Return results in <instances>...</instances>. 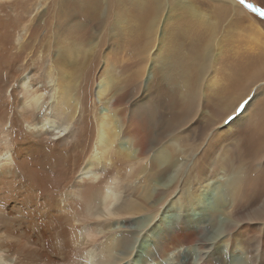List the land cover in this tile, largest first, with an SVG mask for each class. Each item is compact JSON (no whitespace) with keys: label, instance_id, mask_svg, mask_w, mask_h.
Returning <instances> with one entry per match:
<instances>
[{"label":"bare ground","instance_id":"obj_1","mask_svg":"<svg viewBox=\"0 0 264 264\" xmlns=\"http://www.w3.org/2000/svg\"><path fill=\"white\" fill-rule=\"evenodd\" d=\"M127 1L122 0L123 8L119 7L116 13L121 19H126V14H133L136 20L141 16H151L154 20L164 8L161 0H150V5L145 10L140 4L131 5ZM19 2L0 0L3 11V13L0 11V54L9 53L3 57L12 59L8 60L12 61L11 70L7 71L8 68L5 72L0 70V83L12 86L10 93L7 92L8 89L5 93L0 88V151L6 150L7 153L6 158L0 159V264H95L92 250L100 242L101 252H110V256L107 255L110 259L105 261L102 258L105 262L101 260L99 264H150L153 259L168 252L171 247L177 253L176 264H264V210H261L264 200L257 202L258 205L255 204L253 209L251 208L253 199L241 201V189L245 180L243 169L232 165L225 167L228 176L225 178L218 176L221 179L215 181L219 168L216 165V158L213 159L211 155L206 162L209 167H204V163L189 174L184 184L177 181V174L185 170L193 154L183 152L186 157L182 160L175 159L170 165H165L161 161L166 154L172 153V150L177 151L171 143L181 142L183 137L181 124H170L168 128L169 120L166 121L167 129H154L152 135L144 134L127 124L126 114L123 113L122 123L102 117L98 132L95 134L92 128L93 121L86 116L85 110L89 86L82 89L86 95L85 101H76L72 97L71 92L75 88L72 83L73 69L77 72L74 58L68 59L65 55V58L61 56L55 60L62 67L71 69L66 73L69 83L66 82V86L60 90L62 96L55 104L56 97L52 96V101L46 102L38 109L44 88L39 86L20 89L25 93L21 102L24 106L23 112L31 121L28 131L18 136L19 133L14 130L13 107L18 101L16 92L21 83L19 78L27 70L29 62L26 49H35L34 42L37 40L30 36L25 45L21 44L20 48H16L13 44V49L11 51L9 49L11 46L9 35L24 24L31 7V2H27L24 7L20 3L22 10L14 15L8 7L14 3L19 6ZM232 2L235 3V0ZM114 3L112 2L113 6ZM217 10L221 21L226 12L224 9ZM71 15L73 12L63 11L59 18L66 20ZM35 16L36 21L41 17ZM153 20L150 24L147 20L146 33L155 30L152 26ZM219 25L220 22H217L212 30L209 29L211 33H215ZM37 27L38 25L34 30H38ZM231 27L230 24V31L233 29ZM230 34L235 36L231 32ZM215 37L210 36L206 42L207 40L200 36L198 47L193 45L189 48L186 45L188 49L186 61L176 58L178 65L184 66L198 59V64H195V71L199 75L196 87L185 83L184 89L178 94L176 88H172L169 93L166 88L161 87L162 90H166L171 103L177 104L182 113L187 108L188 112L191 111V105L196 103L203 108L214 107L221 113L227 111L228 106L236 104L227 98L229 86L224 89L208 86L205 90L208 95L204 96L203 93L207 85L203 86L204 76H207L210 66L206 60L200 61L203 52L200 53V50L205 44L208 49L212 48L216 42ZM258 41L264 44V40L259 38ZM249 47L248 50L242 51V56L232 62L235 73L231 88L243 87L240 96L236 98L238 102L246 96L248 97L244 100L251 96L253 98L237 117L231 115L233 108L227 111L221 125L224 131L230 130L247 114L249 115L248 110H251L252 103H255L254 101L264 91L262 88L264 82H261L259 77L260 72L264 77V50L259 46L260 50L255 52L253 47ZM251 68H255L256 72L250 71ZM145 70L143 67L133 76L136 83L144 84ZM59 81L63 83V80ZM114 98L118 104V99ZM222 102L225 103L224 107L221 106ZM144 103H151L150 98ZM140 104L137 103L133 107L144 108ZM65 108L70 110L66 116ZM74 108L77 113L80 110L82 114L78 119L79 129L70 128L64 131L58 127L59 130L54 131L47 127L50 113H53L51 117H55L58 122L61 118L64 120L69 116L72 119L71 112ZM261 108H264V99L259 102L253 114L257 130H260L264 138V109ZM132 110L133 108L130 112ZM148 110L153 117L154 106L151 105ZM148 110L144 114L148 113ZM230 115L233 119L228 121ZM214 131L213 129L212 133ZM223 163L224 159L219 164L227 166ZM26 164L35 175L37 173L45 179L47 184L44 187L58 190V185H63L62 188L68 189L58 200L41 195L34 175L28 176L25 173ZM93 168L102 173L93 172ZM55 174L58 182L54 184L51 181ZM11 184L12 188L9 187ZM121 192L122 200L116 203ZM9 197L12 198L11 203ZM174 204H178V212L171 220L162 223L157 219L162 210L169 209ZM140 213H143L142 216L137 215ZM115 223L117 233L114 232L116 234L111 237L109 243H105L102 238L115 228ZM142 233L146 235L141 248L139 240ZM189 245L197 247V258L191 257V250L187 249ZM136 256L139 258L138 261L135 260ZM141 260L144 263H140Z\"/></svg>","mask_w":264,"mask_h":264},{"label":"rangeland","instance_id":"obj_2","mask_svg":"<svg viewBox=\"0 0 264 264\" xmlns=\"http://www.w3.org/2000/svg\"><path fill=\"white\" fill-rule=\"evenodd\" d=\"M17 1H20L19 6L14 3L16 7L14 4L8 7L14 15L22 10L20 3L24 7L27 2H31V7L25 20L26 23H22L23 25L21 24L15 32L9 35L11 37L10 51L13 49V44H15L16 48H20L21 44L25 45V42L30 36H32V39H37L34 42L35 49H26V54H28L29 59L27 70L19 78L21 83L17 81L20 83L19 87L17 86L18 90L16 92L19 102L17 101L13 107V124L15 127L14 130L17 134L19 133L18 136L28 131L31 121L28 115L23 112L24 106L21 102L25 97V93L22 90L24 87L32 89V87L40 86V88H44L42 90L43 97L38 109L46 102L52 101V96L56 97L54 99L55 104L56 100H59L62 96L60 90L69 83L68 74L66 73L71 71L70 67L64 68L55 60L61 56L65 58L66 55V58H74L77 63V72L73 69L75 82L73 80L72 83L75 90L73 89L74 91L72 90L71 92L72 97L76 101H85L86 95L82 92V89L87 85L89 86L90 92L88 94V101L85 104V110L86 116L93 121L92 128L95 134L98 132L99 122L102 117H105L107 120L113 119L114 122L122 123L123 113L126 114V123L144 134L152 135L154 129L166 128V121L168 120L170 121L168 128L170 124L180 123V127L183 130L182 141L174 142V144L171 143L172 146L177 148V151L172 150V153L166 154L161 159L165 165H170L175 159H184L186 155L183 152L193 154L188 161L189 167L187 166L185 170L177 174V181L184 184L189 174L195 172L204 163V167H209L206 162L213 155V159L216 158V165L219 168V173L215 181L220 180L221 178L219 177L225 178L228 176L225 167L231 165L240 166L245 173V180L241 189V201L247 202V200L253 199L251 201V208L253 209L257 202L259 203L261 200H264V138L260 130H257L253 117L259 102L264 99V91L254 101L255 103H252L254 107L252 105L251 110H248L249 115L247 114L239 124H236L228 131L221 129L223 128L221 125L230 108H233L231 115L235 118L245 109L249 100L253 98L251 96L244 100L248 97L246 96L243 99L244 101L241 100L243 101V105L241 101L238 102L236 99L240 96L243 87L237 89L234 87L231 88L235 73L232 62L237 60L239 56H242V51L248 50L250 48L249 46L253 47L254 51L260 50L259 46L262 48L261 50H264V44L258 41L259 38L264 40V15L261 14L264 12V0H243V2L241 0H235V3L232 0H161L164 8L154 20L151 16H141L136 20L133 14H126V19L119 18L116 13L119 7H122V0ZM112 2H115V7L112 5ZM127 2L131 5L135 3L136 5L140 4L143 10L150 5V0H128ZM249 5H252V7H249ZM217 9H224L226 12L224 19L221 21H219ZM255 9H259V11ZM0 11H2L1 7ZM63 11H71L73 15L66 20L64 18L61 19V17L59 18V14ZM35 15L41 16L38 21H36ZM147 20L149 24L153 20L152 26L155 29L149 33H146ZM217 22H220L219 27L217 26L215 33H211L212 27L216 26ZM34 24L38 25V30H34L36 26ZM230 24L232 25L231 29L233 28L232 31L229 28ZM33 30L36 31L35 34ZM229 31L235 36L230 34ZM200 36L203 38L208 36V38H205L207 40L206 42H208L210 36H216V42L212 48L208 49L206 44L203 45L204 47H201L200 53L203 52L201 53L200 61L206 60L210 66L207 76H204L205 81L203 82V86L207 84L205 89H203L204 96L208 95L205 92L208 86H215L217 89H224L227 86L230 87L227 91V98H230L232 103L236 104L231 105L233 107L228 106L227 111L223 113L214 109V107L203 108L198 103L191 105V111L188 112L187 108L182 113L180 107L177 104L171 103L167 97L166 90L170 93L173 90L172 88H176L178 94L184 89L183 84L187 83L195 87L198 84L199 75L195 71V64H198V59L194 61L195 63L186 64L187 66L178 65L177 59L183 62L186 61L188 56L187 46L189 48L193 45L198 47L201 41ZM8 54H0V70L2 69L3 72L7 70L6 68H8L7 71L12 68V61H8L10 57H3L5 55L8 56ZM203 58L205 59L203 60ZM10 60L12 59L10 58ZM187 61L189 62V60ZM143 67L144 70L146 69L145 82L144 84H140V82L136 83L133 76ZM250 71L256 72V69L251 68ZM260 73L262 74V72ZM261 74L259 76L260 80L264 82V77ZM25 78L26 80H24ZM59 79L63 80V83ZM53 84L55 85L53 86ZM0 85V88L5 93L11 92L12 86H9L11 84H3L1 82ZM8 87L11 88L9 89ZM60 87L61 89H59ZM161 87L166 88V90H162ZM113 98L118 99V104L115 103L116 100L114 101ZM147 98H150L151 103H144ZM137 103H141L140 105H143L144 108H134L133 106H136ZM150 104L154 106L153 117H151V113L148 110L151 106ZM222 104L221 106L224 107L225 103L222 102ZM132 108L133 110L130 112ZM237 109L240 110L237 111ZM75 110L74 108L73 112H71L73 114L72 119L69 116L64 120L61 118V121L58 120V122L55 117H51L53 113H50L47 127L54 131H58V127L63 128L64 131L70 128L79 129L80 120L78 119H80L82 114H80V110L78 113ZM147 110L148 113L144 114ZM64 111L65 116L67 112H70L66 108ZM53 119L54 121H51ZM7 125L9 126V123ZM213 129L215 131L212 133ZM6 156V150H1L0 159H4ZM223 159L227 166L219 164ZM24 169L28 176L29 174L34 175L35 183L38 185L39 191L43 196H49L50 198L58 200L68 189V187L66 189L62 188L63 185H58V190L56 188L44 187L47 184L45 179L37 175V173L35 175L33 170H29L28 164L24 165ZM93 172L102 173L95 169ZM52 176L53 174H51ZM54 177L51 182L55 184L56 181L58 182V179L56 178V174ZM111 180L113 181V179ZM116 181L114 180V182ZM12 186L13 184L9 185L10 188ZM122 197L123 192L119 194L115 202L119 203ZM9 200L11 203L12 198L9 197ZM177 205L174 204L171 208L162 210L157 216V219L162 223L171 220L174 214L178 212ZM262 209L264 210V204ZM142 214L137 215L142 216ZM141 219L143 218L141 217ZM116 228L117 223H115V228L107 236L102 238L105 243H109L108 241L111 240V237L117 233L118 229ZM145 235L142 233V237L140 236L139 243L141 248L145 240ZM101 243H98L99 245L96 244L92 250L95 256V264H99L101 260L104 263L110 259V252H101ZM171 248L168 249V252H164L153 259L154 261L152 260L150 264H176L177 253L174 248L173 250ZM187 249L191 250V257L193 259L197 258L198 250L196 246L189 245ZM102 258L107 260L104 261ZM135 260L138 261L139 258L136 256ZM140 263L144 262L141 260Z\"/></svg>","mask_w":264,"mask_h":264},{"label":"snow or ice","instance_id":"obj_3","mask_svg":"<svg viewBox=\"0 0 264 264\" xmlns=\"http://www.w3.org/2000/svg\"><path fill=\"white\" fill-rule=\"evenodd\" d=\"M241 2H243V0H241ZM249 7H252V5H249ZM255 10H257V11H259V9H255ZM262 15H264V12H262L261 13ZM245 103H247V101H245ZM241 107H243V106H241ZM240 109H237V111H239ZM233 119V117L232 116H229L228 117V121H231ZM227 122V121H226Z\"/></svg>","mask_w":264,"mask_h":264}]
</instances>
